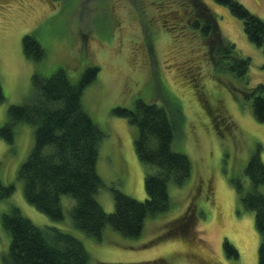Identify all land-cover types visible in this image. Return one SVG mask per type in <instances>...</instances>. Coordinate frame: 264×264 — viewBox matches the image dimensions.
Wrapping results in <instances>:
<instances>
[{"label":"rangeland","instance_id":"obj_1","mask_svg":"<svg viewBox=\"0 0 264 264\" xmlns=\"http://www.w3.org/2000/svg\"><path fill=\"white\" fill-rule=\"evenodd\" d=\"M175 1L0 0V126L9 120L10 106L34 99V75L47 78L63 69L77 83L96 66L81 105L103 133L95 167L101 180L95 199L103 210H114L113 189L144 201L145 175L157 169L139 160L138 129L114 109L134 110L137 100L164 107L176 122L171 148L186 155L191 166L182 184H168V209L148 215L138 236L106 225L95 238L74 226L71 196H61L64 217L58 221L27 202L18 170L32 148L35 128L16 122L12 143L0 137V264L10 245L2 215L12 208L37 226L75 236L88 264H258L260 234L239 192L250 186L244 170L251 155L258 150L264 163V123L256 121L246 97L264 82V54L228 7L202 0L221 35L250 60L242 76L213 66L199 32L177 18L184 7ZM238 1L264 19V0ZM27 34L44 50L39 61L23 53ZM11 185L13 192L1 195ZM259 191L264 194V184ZM225 241L237 257L227 253Z\"/></svg>","mask_w":264,"mask_h":264},{"label":"trees","instance_id":"obj_2","mask_svg":"<svg viewBox=\"0 0 264 264\" xmlns=\"http://www.w3.org/2000/svg\"><path fill=\"white\" fill-rule=\"evenodd\" d=\"M170 1L176 5L175 0ZM214 1L228 7L242 21L247 39L264 54V19L250 13L238 0ZM178 3L184 10L181 7L182 15L177 18L199 32L213 66L228 69L237 76L245 74L249 58L241 56L234 44L221 35L216 18L204 2ZM22 46L27 58L34 61L43 58L44 50L32 35L22 38ZM98 70L96 66L88 67L77 83H72L63 69L47 78L34 75V99L25 105L9 107V120L0 126V137L12 143L13 125L18 121L34 126V142L19 167L18 178L23 181L25 199L37 210L55 221L62 220L61 196L69 195L75 202L72 222L87 235L101 238L103 229L109 225L124 236L136 237L148 215L168 209V184L180 185L188 178L190 161L171 148L176 122L164 107L137 100L134 110L114 109L115 115L126 118L138 129L134 146L139 160L157 169L145 175L144 201L113 189L114 210H103L95 199L101 186L95 167L103 133L81 105L82 92L96 78ZM246 97L252 101L256 121L264 123V82L252 88ZM3 99L0 85V103ZM244 173L250 186L239 192L240 200L246 210L254 212L260 234L258 264H264V194L259 191L264 184V163L258 150L251 155ZM237 187L241 189L239 184ZM12 192L11 185L1 195ZM1 222L10 235L9 249L3 256L5 264H88L86 249L75 236L54 226H37L18 208L4 213ZM224 248L229 255L238 256L227 241Z\"/></svg>","mask_w":264,"mask_h":264},{"label":"flooded vegetation","instance_id":"obj_3","mask_svg":"<svg viewBox=\"0 0 264 264\" xmlns=\"http://www.w3.org/2000/svg\"><path fill=\"white\" fill-rule=\"evenodd\" d=\"M219 109H220V110H223V107L220 106ZM197 258H199V257L197 256Z\"/></svg>","mask_w":264,"mask_h":264}]
</instances>
